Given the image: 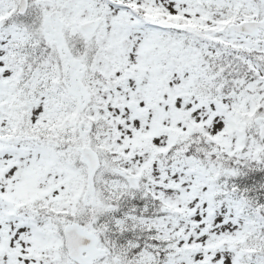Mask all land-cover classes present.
Returning <instances> with one entry per match:
<instances>
[{
	"label": "snow or ice",
	"instance_id": "6c2138e0",
	"mask_svg": "<svg viewBox=\"0 0 264 264\" xmlns=\"http://www.w3.org/2000/svg\"><path fill=\"white\" fill-rule=\"evenodd\" d=\"M0 264H264V0H0Z\"/></svg>",
	"mask_w": 264,
	"mask_h": 264
}]
</instances>
